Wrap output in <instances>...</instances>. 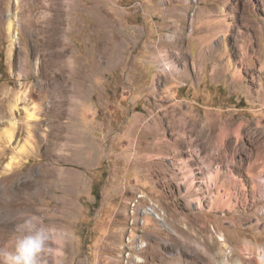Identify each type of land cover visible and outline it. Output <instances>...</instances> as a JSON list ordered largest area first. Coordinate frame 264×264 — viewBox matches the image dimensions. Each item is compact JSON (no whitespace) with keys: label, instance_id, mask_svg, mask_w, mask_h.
<instances>
[{"label":"rangeland","instance_id":"rangeland-1","mask_svg":"<svg viewBox=\"0 0 264 264\" xmlns=\"http://www.w3.org/2000/svg\"><path fill=\"white\" fill-rule=\"evenodd\" d=\"M50 1L0 0V246L264 264V0H60L46 44Z\"/></svg>","mask_w":264,"mask_h":264},{"label":"clouds","instance_id":"clouds-1","mask_svg":"<svg viewBox=\"0 0 264 264\" xmlns=\"http://www.w3.org/2000/svg\"><path fill=\"white\" fill-rule=\"evenodd\" d=\"M51 235L40 226L36 217H28L17 226L14 235L5 246H0V264H40V258L48 247Z\"/></svg>","mask_w":264,"mask_h":264},{"label":"bare ground","instance_id":"bare-ground-1","mask_svg":"<svg viewBox=\"0 0 264 264\" xmlns=\"http://www.w3.org/2000/svg\"><path fill=\"white\" fill-rule=\"evenodd\" d=\"M46 6V5H45ZM44 6V7H45ZM62 6L60 3V0H51L50 3L45 7V13L43 15L40 16L41 21L46 23V26L42 27L41 32L45 33L46 36H48L49 38L44 39V42L50 43V39H54L55 41L57 40V34L59 32H57V29H60V25L63 22L62 20ZM64 7V6H63ZM30 8V7H29ZM70 10V9H69ZM29 11V10H28ZM41 14V13H40ZM31 17V16H30ZM41 22V23H42ZM63 29V28H62ZM45 36V37H46ZM58 42L62 41V40H57ZM55 42V43H58ZM45 44V43H44ZM57 57L59 58V61H62V56L59 53V56L57 55ZM218 65V64H217ZM218 67V66H217ZM226 67V65H225ZM224 67V68H225ZM229 67V66H228ZM219 68V67H218ZM220 69V68H219ZM233 70V68H232ZM234 72V71H233ZM236 73V72H235ZM236 75V74H234ZM232 77V76H231ZM236 77V76H235ZM238 81V80H237ZM262 97V96H261ZM232 127V126H231ZM204 128V127H203ZM220 128V127H219ZM207 129V128H206ZM228 129V128H227ZM202 130V128H201ZM210 130V129H209ZM222 130V129H221ZM233 130V129H232ZM200 132V131H199ZM203 132V131H202ZM211 132V131H210ZM214 132V131H213ZM225 131L223 130L222 133H224ZM230 132V131H229ZM239 132V131H238ZM218 133V132H217ZM221 133V132H220ZM221 133V134H222ZM226 133V132H225ZM237 134V132H236ZM235 134V135H236ZM206 135V134H205ZM208 135V134H207ZM201 136V135H200ZM213 136V135H212ZM204 137V136H203ZM220 138V135L218 136ZM223 137V136H222ZM217 138V137H216ZM227 138V137H226ZM225 139V138H224ZM229 139V138H228ZM208 140V139H207ZM226 140V139H225ZM208 143V141H207ZM206 145V143H203ZM222 145V144H221ZM225 145V144H224ZM206 147V146H205ZM208 148V147H207ZM222 148H220L221 150ZM209 152V151H208ZM219 153V151H218ZM262 153V152H261ZM217 154V153H216ZM221 154V153H220ZM212 155V154H211ZM210 157V156H209ZM221 158V157H220ZM215 178V177H214ZM213 180V179H212ZM205 184V183H204ZM211 184V183H210Z\"/></svg>","mask_w":264,"mask_h":264}]
</instances>
